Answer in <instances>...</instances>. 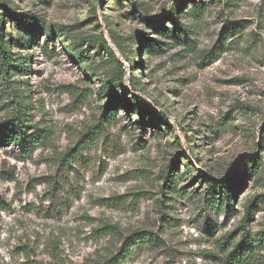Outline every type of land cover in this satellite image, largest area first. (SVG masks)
I'll return each instance as SVG.
<instances>
[{
	"label": "rangeland",
	"instance_id": "rangeland-1",
	"mask_svg": "<svg viewBox=\"0 0 264 264\" xmlns=\"http://www.w3.org/2000/svg\"><path fill=\"white\" fill-rule=\"evenodd\" d=\"M2 37L0 124L42 134L0 145V264H264V0H0Z\"/></svg>",
	"mask_w": 264,
	"mask_h": 264
},
{
	"label": "trees",
	"instance_id": "trees-1",
	"mask_svg": "<svg viewBox=\"0 0 264 264\" xmlns=\"http://www.w3.org/2000/svg\"><path fill=\"white\" fill-rule=\"evenodd\" d=\"M191 1L194 2L195 0H191ZM179 8H181V5L178 7V9ZM169 18L171 19V21H173L175 29H181L182 28V24L179 20L178 12L176 10H173V12L170 13ZM29 19L30 18H28V16L27 17L25 16L26 25L32 26L31 27L32 32L37 33V28L35 26V23L31 22ZM157 25L159 26L160 29L167 31V28H166L165 24L163 23V20H160L159 22H157ZM64 31L65 30H61V29H53L48 36L51 38L55 35L62 34ZM110 37L112 38V35H110ZM2 42H3L2 43L3 45L1 46V51H0V71H1V74L6 79H8L11 76L10 70L12 67V62H14L15 60L21 61L22 58H14L13 53L11 51V48L8 47V41H6L3 38ZM114 43L116 44L118 51L124 56V52H123L122 48L116 42H114ZM103 47L107 51V53L113 59H115V61L117 62V65L119 67V72L116 75V79H118L121 83H123L124 79L127 75L124 63L121 62L120 60H118L115 51L109 46V44L107 43V41L105 39L103 41ZM135 81H136V75L134 74V72H131V74H130L131 84L134 83ZM130 101H134L136 106H140V108L138 110L139 111L138 114L140 116V121L143 125H145L147 123L146 122V116L157 114V112L153 108H151L144 101V99L142 97H140L138 95L132 94ZM128 107H131L129 102H128ZM160 116L163 117L162 115H160ZM26 121H27L26 119H22V118L18 117L16 119H9V120L1 123L0 124V145H2V146L8 145V144L16 145V146H19L21 149L26 150L29 147L30 140L37 141L41 137L40 135L42 133L39 132V130L37 131V133L29 132L30 125L26 124ZM165 121L168 122V120H165ZM173 164H177V162L175 161ZM171 167H173V166H170V169H172ZM170 174H171V171L167 174V177L172 175V174L171 175ZM231 178H232V175L230 177L224 178L223 180H221L219 182H209V183L213 188H216V189L223 188V189H226L228 192H230L231 187L228 186L227 183L231 180ZM256 201L257 200H253L247 204L244 222H247V220H249L253 216V214H254L253 208H254ZM253 246H254L253 240H251L249 238V236L247 235V232L245 230V225H243L242 238H241L237 248L236 247L234 248V250H233L232 254H230V256L232 257L234 255L237 258L239 257L242 260V262L244 260H246V262H248L249 254L244 251V248L248 247L251 251V250H253Z\"/></svg>",
	"mask_w": 264,
	"mask_h": 264
},
{
	"label": "water",
	"instance_id": "water-1",
	"mask_svg": "<svg viewBox=\"0 0 264 264\" xmlns=\"http://www.w3.org/2000/svg\"><path fill=\"white\" fill-rule=\"evenodd\" d=\"M117 50V49H116ZM118 53H119V51H118ZM120 54V53H119Z\"/></svg>",
	"mask_w": 264,
	"mask_h": 264
}]
</instances>
